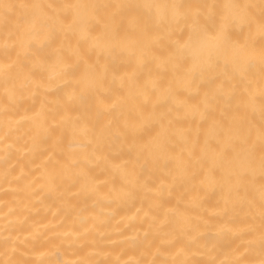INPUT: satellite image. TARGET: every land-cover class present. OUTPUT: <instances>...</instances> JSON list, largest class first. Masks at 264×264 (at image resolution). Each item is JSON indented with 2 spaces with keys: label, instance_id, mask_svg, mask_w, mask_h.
I'll return each instance as SVG.
<instances>
[{
  "label": "bare ground",
  "instance_id": "6f19581e",
  "mask_svg": "<svg viewBox=\"0 0 264 264\" xmlns=\"http://www.w3.org/2000/svg\"><path fill=\"white\" fill-rule=\"evenodd\" d=\"M182 2L259 0H0V264L260 259L264 178L239 132L264 123L262 41L177 26ZM115 4L140 6L118 35L91 7Z\"/></svg>",
  "mask_w": 264,
  "mask_h": 264
},
{
  "label": "snow or ice",
  "instance_id": "6c2138e0",
  "mask_svg": "<svg viewBox=\"0 0 264 264\" xmlns=\"http://www.w3.org/2000/svg\"><path fill=\"white\" fill-rule=\"evenodd\" d=\"M3 7L6 10H11L15 5L4 4ZM21 8H32V9H44L52 8L53 5H19ZM60 7H73L71 5L60 6ZM95 10L94 18L98 17V22L103 24L104 30L112 32L118 35L119 29L124 25V20L122 17L125 15V9H131L132 5H92ZM147 7V5H145ZM172 8V21L179 26L183 23L185 28L199 29L213 38L223 39L228 42L235 44H245L254 45L256 36L258 35L262 41L261 55L259 59L258 71L260 73V79L262 84L261 95L264 97V0H259L258 4H244L240 5L237 3H230L223 6L227 11H217L215 5L200 4V3H174L170 6ZM114 8L117 11L113 12L110 16H103L100 14L101 9ZM259 9L257 14L256 9ZM129 21L128 23L132 26L139 27V21L128 13ZM53 24L63 23V17L53 16ZM237 26L244 27L247 26L248 34L246 36L236 35L233 29ZM35 25H33V30ZM56 30L50 29L47 32V38L49 40L55 38ZM20 46L23 48L25 45L31 46L34 43V39L31 36H25L20 39ZM176 44L177 52H179L180 43L179 41L174 42ZM94 68L95 66H89ZM178 67L180 65L178 64ZM200 73H213L218 71L209 63L206 67L199 69ZM233 71H240L242 74H255L257 71V66L255 63L250 62L246 68L243 69H233ZM190 77V83H195V74L190 71L187 73ZM207 95V94H206ZM261 118L264 120V103L261 104ZM239 137L241 143L246 146L249 160L252 161L259 157V164L261 169V176L264 178V123L261 124L258 134L253 135L251 129L243 130L239 132ZM262 196H261V209L260 216L262 224H264V184H262ZM235 264H264V231L261 232V255L258 261H244L237 260Z\"/></svg>",
  "mask_w": 264,
  "mask_h": 264
}]
</instances>
